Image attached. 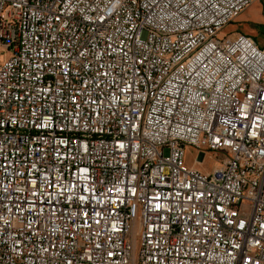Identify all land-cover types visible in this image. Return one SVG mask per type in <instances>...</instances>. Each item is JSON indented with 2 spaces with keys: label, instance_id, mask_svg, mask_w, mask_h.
I'll return each mask as SVG.
<instances>
[{
  "label": "built area",
  "instance_id": "2783aa9c",
  "mask_svg": "<svg viewBox=\"0 0 264 264\" xmlns=\"http://www.w3.org/2000/svg\"><path fill=\"white\" fill-rule=\"evenodd\" d=\"M256 1L0 0V264H264Z\"/></svg>",
  "mask_w": 264,
  "mask_h": 264
},
{
  "label": "crops",
  "instance_id": "0c3cea01",
  "mask_svg": "<svg viewBox=\"0 0 264 264\" xmlns=\"http://www.w3.org/2000/svg\"><path fill=\"white\" fill-rule=\"evenodd\" d=\"M223 34L235 36L244 34L253 38L256 43L264 49V0H257L251 6L246 8L230 25H228ZM189 152V150H188ZM188 162L195 165L194 162ZM204 172L212 171L211 168L198 167Z\"/></svg>",
  "mask_w": 264,
  "mask_h": 264
},
{
  "label": "rangeland",
  "instance_id": "374dc122",
  "mask_svg": "<svg viewBox=\"0 0 264 264\" xmlns=\"http://www.w3.org/2000/svg\"><path fill=\"white\" fill-rule=\"evenodd\" d=\"M188 159H190V162H198L197 167H206V168H215L218 165V158L215 157L213 153H206L205 158L203 162H200L199 159V153L192 150L188 149Z\"/></svg>",
  "mask_w": 264,
  "mask_h": 264
}]
</instances>
